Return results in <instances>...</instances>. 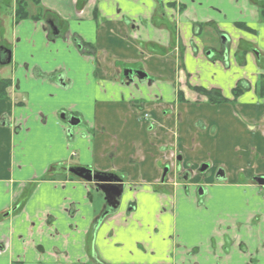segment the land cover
<instances>
[{
    "label": "crops",
    "instance_id": "crops-1",
    "mask_svg": "<svg viewBox=\"0 0 264 264\" xmlns=\"http://www.w3.org/2000/svg\"><path fill=\"white\" fill-rule=\"evenodd\" d=\"M22 4L25 17L17 0H0V45L12 51L9 63L0 60V79L11 81L0 97V264H264L258 6ZM127 68L147 78H128ZM195 86L227 100L211 102ZM69 116L81 118L71 132ZM176 155L194 176L190 187L205 176L202 201L182 177L171 183ZM204 163L208 178L198 173ZM70 167L122 177L119 207L104 215V193ZM218 168L221 180L212 178Z\"/></svg>",
    "mask_w": 264,
    "mask_h": 264
},
{
    "label": "flooded vegetation",
    "instance_id": "flooded-vegetation-1",
    "mask_svg": "<svg viewBox=\"0 0 264 264\" xmlns=\"http://www.w3.org/2000/svg\"><path fill=\"white\" fill-rule=\"evenodd\" d=\"M18 2H19V0H17ZM179 9V8H178ZM49 26L52 28V31L53 32H56V34H60V28L58 27V24H56L55 25V22H54V20H53V18L52 19H49ZM222 41H223V39H222ZM228 42V41H227ZM227 42L226 43H224L223 42V44L225 45V47L223 48V50H222V54L223 55H226L227 53H228V51H227ZM9 47L8 46H6L5 44H1L0 45V60L2 59V58H4V59H2V63H7V58H8V55H9ZM137 71H143V70H137V69H133V68H127L126 70H125V74L128 76V78H132L134 75H136L138 78H139V76H138V74H137ZM144 72V71H143ZM145 78H147V74H146V77ZM144 78V79H145ZM144 115L145 116H148L149 115V113H144ZM78 118V119H80V122L77 124V125H75V126H73L72 128H71V131H72V129L74 128V127H76V126H78L80 123H81V118H79L78 116H69V118H67V120L68 119H70V118ZM69 127V126H68ZM180 156H178V155H176V161L177 160H180ZM206 163H204V164H202L201 166H200V168H199V171H198V173L200 172V173H206V171L208 170V167H209V164H208V167L205 169V170H203L202 169V167L205 165ZM166 167H168V171H167V173H166V175H164V170H165V168ZM87 168H89V169H91L92 171H93V173L94 174H100V175H103V176H106V177H108V178H111L113 181H115V179H120V180H122V182H124L123 181V178L122 177H120V176H118V175H116V174H113V173H109V172H100V171H95V170H93L92 168H90V167H87ZM164 170H163V181H165L166 180V178H167V175H168V173L172 170V164L171 163H168L165 167H164ZM175 170L178 172V175H177V177L179 178V177H182V179L184 180V189H185V191L187 192V193H189L190 192V188L194 191V193H195V195L198 197V199H199V201H202L203 200V198L205 197V195L207 194V189H206V187H205V185H204V183H205V179H204V177H201V179L202 180H200V181H195V186H192V187H190L189 186V183H192V181H194V176H193V174L191 173V172H183L182 171V165H181V162H179V161H177V163H176V165H175ZM179 173H182V175L181 176H179ZM76 176V175H75ZM211 176V174H210V172H207L206 173V177H210ZM225 176H224V174H223V171L220 169V168H218L216 171H215V173H213L212 174V178L213 179H215V180H221L222 178H224ZM258 177H261V176H257V178ZM257 178L255 179V181L256 182H258L257 181ZM91 183H94L95 184V186H96V182L95 181H93V182H91ZM194 183V182H193ZM96 188H97V186H96ZM105 201H106V199H105ZM106 206H107V208H106V210H105V212H104V215H108L113 209L108 205V203H107V201H106ZM131 208L133 207L132 205L130 206Z\"/></svg>",
    "mask_w": 264,
    "mask_h": 264
},
{
    "label": "water",
    "instance_id": "water-1",
    "mask_svg": "<svg viewBox=\"0 0 264 264\" xmlns=\"http://www.w3.org/2000/svg\"><path fill=\"white\" fill-rule=\"evenodd\" d=\"M223 42L226 43L229 38L226 34L222 35ZM12 59V51L9 49V55L7 58V62L9 63ZM139 78L144 79L146 77V73L143 71H137ZM64 117V116H63ZM80 122L78 118H70L67 120L69 126V132H71V128L77 125ZM208 167V164H205L202 169L205 170ZM68 170L75 174L76 176L83 178L89 182H96L97 190H101L104 195L108 205L116 210L120 205V197L124 191V183L120 179H115L113 181L111 178L100 174H94L93 171L87 167H70ZM168 171V167L164 170V175H166ZM257 181L259 184L264 185V176L258 177Z\"/></svg>",
    "mask_w": 264,
    "mask_h": 264
},
{
    "label": "trees",
    "instance_id": "trees-1",
    "mask_svg": "<svg viewBox=\"0 0 264 264\" xmlns=\"http://www.w3.org/2000/svg\"><path fill=\"white\" fill-rule=\"evenodd\" d=\"M23 1L24 0H19L18 4L22 7L21 11H22L23 16L25 17V16L28 15V13L26 11V8H25L24 4H22ZM172 5H175V3H172ZM180 7H181V9H183V6H180ZM260 12H261L262 17L264 18V9L261 10ZM23 16L20 15L18 17L20 18V17H23ZM79 44H80L81 48H84V46H85L84 44H81V43H79ZM10 83H11V81L9 79H0V97L8 95V91L7 90H8V87L10 86ZM194 89L196 91L208 96V98H209V100L211 102H223V101L227 100L226 98H224L221 95V93L218 90H212V89L209 90V89H206V88L200 87V86H195ZM240 90L241 89L236 88L235 91H236V93H238Z\"/></svg>",
    "mask_w": 264,
    "mask_h": 264
},
{
    "label": "rangeland",
    "instance_id": "rangeland-1",
    "mask_svg": "<svg viewBox=\"0 0 264 264\" xmlns=\"http://www.w3.org/2000/svg\"><path fill=\"white\" fill-rule=\"evenodd\" d=\"M10 1H11V0H10ZM5 2L8 3L9 0H5ZM252 2L258 6V8L260 9V11L264 9V0H252ZM4 6H5V5H4ZM180 6H181V5H180ZM180 6H179V9H181ZM6 7H7V6H6ZM6 9H7V8H6ZM3 10H5V8H4ZM2 12H3V11H2ZM260 13H261V12H260ZM7 22H8V20H7ZM4 74H5V73H0V76H1V75H4ZM206 178H208V177H206ZM197 179H198L199 181L202 180V179H200V178H197ZM197 179H196V180H197ZM204 179H205V178H204ZM179 180H180V179L176 176V177H174V178L171 180V183H174V182H175V183H180ZM169 181H170V180H169ZM204 181H205V183H206V179H205ZM189 222H190V221H188V223H189ZM186 223H187V222H186ZM191 223H192V222H191ZM191 223H190V224H191ZM190 224H189V225H190Z\"/></svg>",
    "mask_w": 264,
    "mask_h": 264
}]
</instances>
